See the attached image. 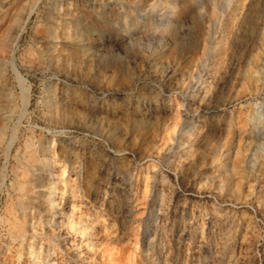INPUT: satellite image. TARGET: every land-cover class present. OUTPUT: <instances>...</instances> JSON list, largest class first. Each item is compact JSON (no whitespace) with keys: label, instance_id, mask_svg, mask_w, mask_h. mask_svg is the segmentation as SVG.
<instances>
[{"label":"rangeland","instance_id":"1","mask_svg":"<svg viewBox=\"0 0 264 264\" xmlns=\"http://www.w3.org/2000/svg\"><path fill=\"white\" fill-rule=\"evenodd\" d=\"M36 1L0 0V40L4 38L0 41V170L4 143L21 109L13 61L30 85L28 109L19 122L21 143L29 138L35 145L49 142L56 152L62 147L74 150L82 156L83 175L93 183L112 172L121 179L126 174L131 178L128 212L122 223L115 209L120 198L111 191V183L104 198H99L106 236L99 241L101 253L92 258L93 264H264V144L261 147L257 142L259 136L264 139V128L258 129L254 122L255 114L264 109V42L249 51L258 59L255 63L247 58L248 52L239 54L232 48V57L226 61V82L213 100L220 109L214 120L219 123L233 116V131L221 126L206 134L198 149L202 154L194 158L178 148L168 150L174 140L167 132L140 137L141 125L134 116L123 125L107 120L104 111L96 117L89 114L88 105L95 100L96 106H102L108 90L122 88L141 105L149 91L163 88L162 66L164 62L171 65L169 57L159 55L153 62L139 56L155 49V31L145 33L141 43L117 51L115 60L128 65L123 72H112L105 63L113 59L106 55L86 61L62 48L39 55L36 49L43 45L37 31L49 0ZM205 1L200 18L191 23L188 15L184 22L189 34L201 25V41L195 49L182 51L175 61L178 76L172 83L175 91L166 119L170 128L179 122L175 136L185 114L180 104L194 95L191 119L201 120L197 106L208 97L215 71L221 67L215 64L217 49L231 33L233 10L239 11L251 0ZM262 4L257 5L260 14H264ZM158 8L155 14L163 11ZM193 139L183 137L188 146ZM165 154L172 161L165 160ZM64 171L69 172L68 166ZM8 182H0L1 212L4 201L10 199ZM160 193L166 204L158 209L152 203H161ZM155 225L157 235L147 249ZM84 262L78 263L88 264Z\"/></svg>","mask_w":264,"mask_h":264},{"label":"bare ground","instance_id":"2","mask_svg":"<svg viewBox=\"0 0 264 264\" xmlns=\"http://www.w3.org/2000/svg\"><path fill=\"white\" fill-rule=\"evenodd\" d=\"M40 1L35 3L38 4ZM205 2V0H49L48 8L44 6L47 12L43 17L40 16L43 18L42 25L41 22L39 24L41 28L39 32L37 31L38 42L40 41L43 46L36 50L40 52L39 55L46 53L50 55L57 48L59 50L62 48L74 56L81 55L86 61L101 59L106 55L113 59L106 60L105 63L112 72H123L128 65L124 61L115 60L117 56L119 57L117 51L141 43L145 33L155 31L154 38L158 42L155 49L139 56L153 62L159 55L169 57L171 65L164 62L165 65L162 66L165 67L163 88L149 91L144 97L146 102L141 105L135 104L124 89H111L106 91L109 97L103 101L102 106H96L95 100H92L88 105L90 111L87 110L94 117L104 111L107 120H118L123 125L128 124L134 116L141 125L140 137L146 139L167 132L174 140V144L168 145V150L178 148L182 153L192 154V157L196 158L202 154L198 149L206 134L221 126L227 132L233 131V116L230 120L219 123L214 120L220 109L213 100L214 93L226 82V61L232 57V48L239 54L248 52L247 58L255 63L257 58H253L249 51L264 42V14H260L257 8L258 3L264 5V0L253 2L251 0L239 11L233 10L231 33L221 39L223 44L217 49L215 64H221V67L215 71L212 90L208 97L202 99L197 106L201 111V120L191 119V115L195 113L192 107L195 104L194 95L187 102L183 101L180 104L184 106L185 114L175 136L174 127L179 122H175L173 128H170L166 121L170 115V95L175 91L172 83L178 76L174 68L175 61L182 51H187L191 47L195 49L201 41V25L197 24L195 34H189L185 30L184 22H187L188 15L191 23L194 18H200L206 9ZM157 8L163 11L155 14ZM161 48L165 49L163 53H160ZM186 58L190 56L187 55ZM127 62L129 64V61ZM11 65L21 92L19 101L21 109L18 113V122L11 127L12 131L2 151L4 165L0 170V182L5 185L9 181L8 188L11 191L7 192L10 199L6 198L4 209L0 211V264H79V261L85 260L88 264H93L92 258L101 253L99 241L106 236L105 221L100 216L103 201L99 202V198L102 196L104 198L105 188L111 183V191L120 198L115 209L120 214L119 222L122 223L128 212L131 178L126 174L123 176L124 179H121L118 173L112 172L98 183H93L83 175L82 156L74 150L62 147L56 152L49 142L35 145L29 138H24L21 143L19 122L28 109L30 85L13 61ZM182 88L180 90L185 91ZM175 112H178L177 109ZM254 122L258 129L264 128V109L255 114ZM188 136L194 138L190 146L183 140V137ZM257 142L262 147L264 139L259 136ZM163 156L165 160L172 161L171 155ZM67 166L69 172L64 174ZM160 194L161 203H152V206L158 209L163 207L162 202H166L162 198L164 193ZM157 229L155 225L150 234L152 238L146 239L147 249L155 239ZM203 229L199 231L201 236Z\"/></svg>","mask_w":264,"mask_h":264}]
</instances>
